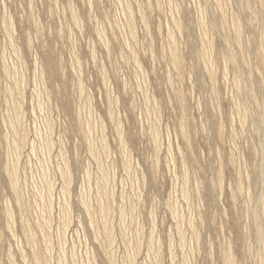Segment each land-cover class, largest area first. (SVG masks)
I'll return each mask as SVG.
<instances>
[{"label":"rangeland","instance_id":"rangeland-1","mask_svg":"<svg viewBox=\"0 0 264 264\" xmlns=\"http://www.w3.org/2000/svg\"><path fill=\"white\" fill-rule=\"evenodd\" d=\"M263 53L264 0H0V264H264Z\"/></svg>","mask_w":264,"mask_h":264},{"label":"bare ground","instance_id":"bare-ground-1","mask_svg":"<svg viewBox=\"0 0 264 264\" xmlns=\"http://www.w3.org/2000/svg\"><path fill=\"white\" fill-rule=\"evenodd\" d=\"M218 1H219V0H218ZM75 17H76V16H75ZM76 18H77V17H76ZM77 20H78V19H77ZM178 21H179V20H178ZM178 25L180 26V21H179V24H178ZM131 31L133 32V30H131ZM170 35H171V34H170ZM170 38H172V36H170ZM262 50H263V49H262ZM174 53H175V52H174ZM263 54H264V53H263ZM176 58H177V57H176ZM179 59H180V58H179ZM172 60H173V59H172ZM176 61H177V60H176ZM177 62H179V61H177ZM16 108L19 109L20 107H16ZM15 110H17V109H15ZM112 118H113V117H112ZM127 158H129L128 154H127ZM125 159H126V158H125ZM126 161H127V160H126ZM12 169H15V168H13V166H12ZM12 169H11V170H12ZM7 170H8V168H7ZM11 170H9V171H11ZM16 172H17V171H16ZM8 173H11V172H8ZM12 173H15L14 170H12ZM12 173H11V174H12ZM16 174H17V173H16ZM14 175H15V174H14ZM8 176H9V175H8ZM15 177H16V175H15L14 177H12L11 179H13V178H15ZM68 177H69V173H68ZM68 177H67V178H68ZM69 179H70V178H69ZM69 179H68V180H69ZM13 180H14V179H13ZM68 180H67V181H68ZM10 182H11V181H10ZM14 183H16V182H14ZM12 186H13V184H12ZM14 187H16V189H17V185L14 186ZM13 193H14V192H13ZM16 193H17V192H16ZM17 194H18V193H17ZM67 204H68V203H67ZM84 204H85V203H84ZM84 204H83V205H84ZM87 205H88V204H87ZM84 208H85V207H84ZM87 208H88V207H87ZM87 208H86L85 210H86L87 212H89V211L87 210ZM89 213H90V212H89ZM89 213H88V214H89ZM11 216H12V215H11ZM64 218H65V216H64ZM64 218H63V220H64ZM66 219H67V221H68L67 216H66ZM89 219H90V218H89ZM92 219H93V216H92ZM63 220H62V223H63ZM92 221H93V220H91L90 222H92ZM69 222H70V221H68V223H69ZM65 223H67V222H65ZM65 223H64L63 225L66 226L67 224H65ZM26 225H27V224H26ZM28 225H29V223H28ZM92 225H93V223H92ZM65 226H64V227H65ZM93 226H94V225H93ZM93 226H92V227H93ZM66 227H67V226H66ZM104 228H106V226H105ZM108 228H109V227H108ZM109 230H110V229H109ZM109 230H107V231H109ZM107 231H106V232H107ZM104 232H105V231H104ZM106 232H105V233H106ZM107 233H109V232H107ZM32 237H33V236H32ZM108 238H110V237H108ZM29 239H30V238H29ZM33 240H34V239H33ZM107 242H108V241H107ZM111 242H113V241H111ZM30 243H31V242H30ZM103 244H104V243H103ZM32 248H33V247H32ZM104 248H105V247H104ZM104 251H105V250H104ZM137 251H138V250H137ZM139 251H140V250H139ZM133 252H134V251H133ZM133 252H132V253H133ZM106 254H107V255H106V257H107L109 253H106ZM110 255H111V254H109V257H110ZM229 255H230V253H229ZM104 256H105V255H104ZM129 257H130V256H129ZM131 257H132V256H131ZM131 257H130V258H131ZM112 258H113V257H112ZM155 258H156V257H155ZM230 258H231V257H230ZM230 258H229V259H230ZM113 260H114V259H113ZM127 260H128V259H127ZM130 260H131V259H130ZM111 261H112V259H111ZM232 263H233V262H232ZM112 264H113V262H112ZM131 264H132V262H131Z\"/></svg>","mask_w":264,"mask_h":264}]
</instances>
